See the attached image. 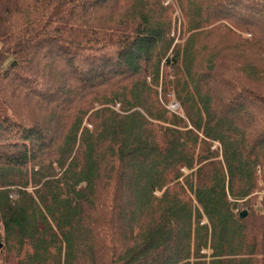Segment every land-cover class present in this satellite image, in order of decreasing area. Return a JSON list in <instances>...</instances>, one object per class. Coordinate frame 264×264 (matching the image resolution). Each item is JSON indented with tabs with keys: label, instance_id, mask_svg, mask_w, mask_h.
<instances>
[{
	"label": "trees",
	"instance_id": "1",
	"mask_svg": "<svg viewBox=\"0 0 264 264\" xmlns=\"http://www.w3.org/2000/svg\"><path fill=\"white\" fill-rule=\"evenodd\" d=\"M0 243L264 264V0H0Z\"/></svg>",
	"mask_w": 264,
	"mask_h": 264
},
{
	"label": "rangeland",
	"instance_id": "2",
	"mask_svg": "<svg viewBox=\"0 0 264 264\" xmlns=\"http://www.w3.org/2000/svg\"><path fill=\"white\" fill-rule=\"evenodd\" d=\"M171 1V0H170ZM173 1V0H172ZM176 14L177 15H180V9H179V7L176 5ZM177 18H180V17H177ZM181 18L177 21V24L175 25L174 24V28H173V35H177V33H178V35H180V26H181ZM177 35V36H178ZM179 40H180V37L179 38H177L176 39V43L177 42H179ZM162 75H163V77H171V76H168V73H167V66H165V61L163 62V65H162ZM169 96H173L174 97V93L172 92V93H170L169 94ZM172 97V98H173ZM173 101V100H172ZM179 108V107H178ZM216 146H217V143L215 144V146H214V148H216ZM184 172L185 173H188V171L186 170V169H184ZM243 211V210H242Z\"/></svg>",
	"mask_w": 264,
	"mask_h": 264
},
{
	"label": "built area",
	"instance_id": "3",
	"mask_svg": "<svg viewBox=\"0 0 264 264\" xmlns=\"http://www.w3.org/2000/svg\"><path fill=\"white\" fill-rule=\"evenodd\" d=\"M169 107H170L171 109H173V110H176V109H178L179 104H178L177 101H173V102H171V103L169 104Z\"/></svg>",
	"mask_w": 264,
	"mask_h": 264
},
{
	"label": "water",
	"instance_id": "4",
	"mask_svg": "<svg viewBox=\"0 0 264 264\" xmlns=\"http://www.w3.org/2000/svg\"><path fill=\"white\" fill-rule=\"evenodd\" d=\"M247 216V211L246 210H243L241 213H240V218L243 219ZM2 247V244L0 243V248Z\"/></svg>",
	"mask_w": 264,
	"mask_h": 264
}]
</instances>
